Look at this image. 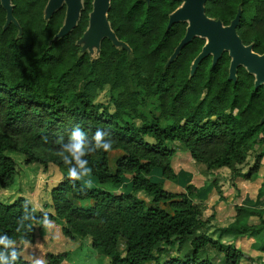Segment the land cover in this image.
<instances>
[{"label": "trees", "instance_id": "trees-1", "mask_svg": "<svg viewBox=\"0 0 264 264\" xmlns=\"http://www.w3.org/2000/svg\"><path fill=\"white\" fill-rule=\"evenodd\" d=\"M10 1L17 24L5 23L0 2V187H9L18 172L9 151L23 154L26 163L51 162L68 172L71 164L58 153L71 142L77 125L87 133L89 150L99 129L113 142L111 150L122 153L114 170L108 164L111 150L84 157L95 186L73 182L65 172L50 189L51 210L34 208L22 195L0 200V239L13 241L7 248L0 244L5 256L0 264H35L14 242L33 241L45 217L62 221L66 237H89L90 245L108 256L104 264H219L204 254L208 245L222 253V264H240L246 257L240 248L203 229L209 218L196 200L199 188L186 183L184 191L173 192L153 175L177 176L171 166L175 149L168 141L180 142L206 168L242 163L256 143L264 142V84L256 86L254 74L243 65L237 66L235 79L228 78L227 50L214 63L212 54L202 57L191 73L205 42L202 36H194L170 59L187 26L186 20L168 25L181 0H109V25L128 47L103 36L95 57L77 43L88 26L93 0H82L76 23L56 38L65 3L45 17L48 0ZM204 10L223 24L239 12L236 32L242 42L264 52V0H206ZM103 90L107 102L98 100ZM63 155L71 161L67 151ZM263 155L264 149L257 151L241 175L255 174ZM125 178L129 188L119 190ZM261 189L264 174L262 194ZM141 191L150 203L137 194ZM263 212L239 204L235 221L245 215L262 217ZM263 229L264 217L221 231L258 235ZM186 240L188 250L182 247ZM174 246L179 254H170ZM12 251L20 254L15 262ZM69 253L48 251L43 264H60Z\"/></svg>", "mask_w": 264, "mask_h": 264}, {"label": "rangeland", "instance_id": "rangeland-1", "mask_svg": "<svg viewBox=\"0 0 264 264\" xmlns=\"http://www.w3.org/2000/svg\"><path fill=\"white\" fill-rule=\"evenodd\" d=\"M62 2L65 3L64 0ZM80 2L82 7V0H80ZM183 2L184 0L181 1L180 6ZM91 36L92 35L87 26L84 33L77 39V43L79 44L81 51H87L91 57H95L98 54V44ZM98 100L103 102L108 101V93L106 90L100 92ZM134 121L137 123L140 122L139 119H134ZM168 145L175 149V152L171 156V166L175 174H193V177L198 184L202 182H210L209 185L211 189L209 188V190L200 192V198H196L202 207L203 217L209 218L208 226L203 228L206 232L216 238L214 234L215 229H211L214 228L212 226H215V224L219 225L218 227L223 228L228 227L226 226L227 224L234 225L235 222L238 224H241L242 222L247 224L253 221L258 223L260 218L264 217L263 212L261 215L262 217L255 214L245 215L239 217L237 221H235L236 206L239 204L251 206L257 198L258 204L255 205V207L264 209V203H261L260 200L264 196L262 189V194L260 193V186L264 174V155L260 159L261 165L255 174L247 177L241 175V173L246 172L248 167L252 164L254 154L260 149H264V142L256 143L253 149L247 153L245 160L242 163L234 164L233 168L224 166L211 169L206 168L205 165H201L200 162L195 161L190 156L188 150L180 142L168 141ZM9 153L16 160L18 172L14 176L13 182L9 187H0V200L10 202L18 195H22L30 201L34 208L51 210V207L48 206L50 204V189L61 180L67 171H63L62 168H59L56 164L51 162L46 166L37 162L26 163L23 154L12 151H9ZM121 153L122 150L119 148H115L109 152L108 164L111 170H114L115 159ZM153 177L162 180L163 186L170 191L181 192L183 190L181 186H178L177 181H175L176 178L168 179L158 171L154 172ZM81 180L84 184L89 186L97 185L90 170L88 175ZM123 185L124 186H121L119 190L129 188L128 178H125ZM137 194L150 203V197L145 195V193L141 191ZM260 194L263 195L261 198ZM163 206L170 210L168 204L164 203ZM51 221V225H46L44 223L43 229H40L38 226L36 227L35 238L33 241L16 240L14 242L15 245L20 246L21 254L26 259L34 262L38 260L44 262V255L48 251L69 250L70 253L68 257H66L60 264H104L107 262L108 256H106L100 249L92 247L90 245L89 237L82 235L73 239L66 237L61 230L63 222L59 220ZM256 238L259 243H263L264 233ZM228 239L229 238H223L222 240L224 242H229ZM189 246V240H186L182 245L184 250H188ZM118 248L120 251L124 250V242L121 239L118 243ZM170 254H179V251H177L174 246L170 249ZM204 254L209 256L216 263H223L222 253L210 245L205 248ZM260 259L261 263L252 264H262L264 258L260 256Z\"/></svg>", "mask_w": 264, "mask_h": 264}, {"label": "water", "instance_id": "water-1", "mask_svg": "<svg viewBox=\"0 0 264 264\" xmlns=\"http://www.w3.org/2000/svg\"><path fill=\"white\" fill-rule=\"evenodd\" d=\"M63 0H48L45 5V17H49L53 10L59 7ZM66 5L65 17L61 27L55 34L60 37L67 33L76 23L81 9L80 0H64ZM182 1V0H181ZM206 0H184L183 4L176 7L168 18V25L174 21L186 20L187 26L183 37L176 45L170 59L175 57L180 48L190 41L194 36H202L205 42L200 52L194 57L191 64V73L194 71L200 59L208 54H212L214 63L224 50L230 55L228 78H236L238 65H243L249 72L254 74L255 85L264 84V52L258 53L252 49L251 44H244L236 32L239 20V12L229 24H223L218 18L208 16L204 10ZM6 10V22L13 21L17 24L12 14V4L10 0H0ZM109 0H93L92 9L88 19V30L92 39L97 42L98 49L100 40L103 36L112 40L115 45L128 47L125 42L119 40L111 29L107 20V8ZM90 24V25H89ZM84 33V32H83ZM264 119V116H263Z\"/></svg>", "mask_w": 264, "mask_h": 264}, {"label": "clouds", "instance_id": "clouds-1", "mask_svg": "<svg viewBox=\"0 0 264 264\" xmlns=\"http://www.w3.org/2000/svg\"><path fill=\"white\" fill-rule=\"evenodd\" d=\"M107 134L102 130H97L94 134V136L91 138L92 142H94V147L89 150L86 147V140L88 139L87 133L82 130V128L77 125L74 127L71 135H70V143L67 145H64L63 150H60L58 153L62 158L66 165H70L68 167V178L75 182L81 180L83 177L87 176L89 173L88 168V161L84 158L85 156L89 155L90 153H93L97 150H103L104 152H108L111 150L113 142L109 139L106 140L105 136ZM67 151L71 156V161L68 160L67 156L63 155V152ZM26 204V202H25ZM24 204V206H25ZM44 223L46 225H51L52 221H49L47 217H45ZM31 227V226H29ZM13 241L7 239V237L0 239V244L4 245L5 248H7L10 244H12ZM19 252L12 251L10 253V259L12 262H15L19 259ZM5 259V256L3 253H0V260ZM35 264H43L42 260H38L35 262Z\"/></svg>", "mask_w": 264, "mask_h": 264}, {"label": "crops", "instance_id": "crops-1", "mask_svg": "<svg viewBox=\"0 0 264 264\" xmlns=\"http://www.w3.org/2000/svg\"><path fill=\"white\" fill-rule=\"evenodd\" d=\"M200 164L204 165L203 163H200ZM224 166L225 165L220 166V167H214V168H221V167H224ZM209 169H211V168H209ZM175 181H177L178 186L179 187L181 186V188H183V190L185 189L184 188L185 184L188 183V182H190V183L194 184L196 187H198L200 192H204V190H209V188H210V185H209L210 182H202V183L198 184V183H196L195 178L193 177V174L190 175V173H188V174H183L182 173L181 175L180 174L177 175ZM205 183H207V184H205ZM262 196L263 195H261L260 198ZM263 197L260 199L261 203H264V198ZM257 201L258 200L256 198L254 203H252L251 206L255 207V205L258 204ZM244 204H246V203H244ZM251 223H255V222L253 221ZM230 225H233V224H227L226 226H230ZM218 226L219 225L215 224V226H212L214 228H211V229H215L214 230L215 236L216 237L217 236H221V239L229 238L228 239L229 242H232L235 245V247L240 248L246 254V257L242 258V260L240 261V264L261 263L260 256L264 258V242L263 243H259V241L257 240L256 237H259L261 234H263L264 233V229L258 235H251V234L248 233V231L239 232V233H234V232L232 233L230 231H221V227H218ZM248 258H250V259H248ZM253 261H255V262H253ZM32 262H34V261H32Z\"/></svg>", "mask_w": 264, "mask_h": 264}]
</instances>
